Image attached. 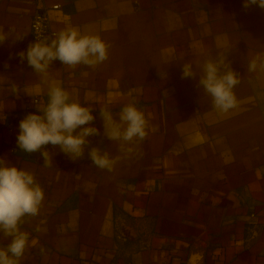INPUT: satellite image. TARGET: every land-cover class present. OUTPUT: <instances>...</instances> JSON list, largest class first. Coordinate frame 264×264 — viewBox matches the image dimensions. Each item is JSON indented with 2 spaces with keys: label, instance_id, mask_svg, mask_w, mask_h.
<instances>
[{
  "label": "crops",
  "instance_id": "0c3cea01",
  "mask_svg": "<svg viewBox=\"0 0 264 264\" xmlns=\"http://www.w3.org/2000/svg\"><path fill=\"white\" fill-rule=\"evenodd\" d=\"M36 9L57 33L75 28L108 46L95 67L50 65V79L93 109L100 132L77 160L50 144L51 166L17 143L20 121L48 100L19 56L35 42ZM0 31V157L44 192L39 214L20 225L29 242L19 264H187L193 252L200 264H264V72L247 70L264 53V9L244 0H0ZM220 53L241 80L227 113L199 74L182 75L184 63L199 73ZM129 104L148 132L125 146L131 153L104 136L99 115L106 107L118 118ZM91 147L120 157L113 171L92 164ZM8 243L0 238V248Z\"/></svg>",
  "mask_w": 264,
  "mask_h": 264
},
{
  "label": "clouds",
  "instance_id": "9594fccd",
  "mask_svg": "<svg viewBox=\"0 0 264 264\" xmlns=\"http://www.w3.org/2000/svg\"><path fill=\"white\" fill-rule=\"evenodd\" d=\"M252 5L264 9V0H244L245 8ZM35 29L39 36L41 25L37 23ZM5 40L6 36L0 31V43ZM19 56L21 60L27 59V63L41 77V83L47 85L48 96L47 103L36 105L40 114L30 113L20 121L19 148L33 153L51 144L59 146L72 160L82 158L90 144L88 137L100 135L99 130L91 126L95 119L93 109L72 100L70 93L58 81L50 79L49 69L55 60L71 67L80 64L95 67L107 60V44L97 35L81 34L78 29L69 28L57 33L50 41L46 37L36 39L29 45L26 54L21 52ZM197 67L199 73L191 63H184L182 75L187 78L199 74V84L212 98L214 108L227 113L238 107L233 89L241 82L240 76L232 70L224 53L218 54L215 59L205 60ZM258 69L264 72V53L257 54L248 63L249 72ZM11 91L18 95L20 89L13 83ZM99 115L103 120L104 136L110 141L120 142L121 151L131 153L133 148L125 146L143 141L148 134L144 114L132 104L124 106L118 118L106 107L99 110ZM41 155L44 165L51 166L52 153L45 149ZM88 155L93 165L110 172L120 159L111 157L100 147H91ZM43 199V189L33 173L9 165L0 157V238L9 239L7 247L0 248V264H19L29 242V234L22 231L20 225L24 217L39 214ZM201 259L200 253L193 252L187 264H200Z\"/></svg>",
  "mask_w": 264,
  "mask_h": 264
},
{
  "label": "built area",
  "instance_id": "2783aa9c",
  "mask_svg": "<svg viewBox=\"0 0 264 264\" xmlns=\"http://www.w3.org/2000/svg\"><path fill=\"white\" fill-rule=\"evenodd\" d=\"M59 7L58 4H55L52 6V9H57ZM39 23L41 25V30H40V34L39 36H37L36 33V29H35V25ZM29 30H30V34H31V39L33 41H36V39H43V38H48V40L52 39L53 37L56 36L57 31L53 30L49 27L48 24V17L47 14L44 10L42 9H36L32 15H31V19H30V25H29ZM39 102H41L39 97H35L33 99V103L34 104H38ZM36 111H38V108L36 107ZM50 144L49 145H45L43 146V148L40 151L37 152H33L32 154H41V151L45 150V149H49ZM253 214H251L252 216Z\"/></svg>",
  "mask_w": 264,
  "mask_h": 264
}]
</instances>
